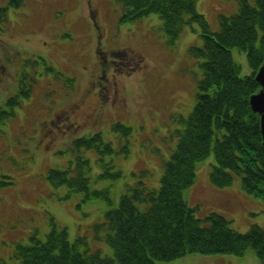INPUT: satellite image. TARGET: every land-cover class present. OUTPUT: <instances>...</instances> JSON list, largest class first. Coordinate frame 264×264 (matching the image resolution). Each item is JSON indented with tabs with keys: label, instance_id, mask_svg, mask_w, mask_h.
Here are the masks:
<instances>
[{
	"label": "rangeland",
	"instance_id": "obj_1",
	"mask_svg": "<svg viewBox=\"0 0 264 264\" xmlns=\"http://www.w3.org/2000/svg\"><path fill=\"white\" fill-rule=\"evenodd\" d=\"M6 2L0 0V5ZM23 3L21 7L7 9L6 21L0 28V41L3 38L8 45V49L0 51L3 68L0 107L9 108L5 101L17 94L15 77L19 79L23 71L26 75L21 82L28 94L17 97L20 101L14 106L15 116L0 126V244L11 255L18 243L28 241L27 234L34 228L43 238L50 229L51 216L58 226L67 228L71 240L78 234L89 237L92 224L103 219L106 206H116L125 185L132 186L130 183L140 179L147 186L158 188L162 160L169 154V149H163L167 148L164 143L170 132V138L176 136L173 131L181 117L186 118L194 107L196 81L202 76L199 65L203 59L189 50L204 43L202 26L196 22L186 23L175 39L164 32L158 14L120 22L118 0H24ZM196 10L205 17L208 30L218 31L220 15L234 14L238 3L197 0ZM26 17L29 19L25 20ZM94 22L100 27L101 50L116 52L110 58L116 63L112 72H119L117 80L123 96L116 102L117 107L109 105L108 97L100 104L105 106L102 110L96 98L85 92L97 61ZM231 53L240 66V74H250L246 51L232 47ZM41 58L61 72L63 80L65 76L74 77L70 84L74 88L63 87L62 81L46 70L42 62L31 65L30 59ZM116 67L119 71H115ZM55 113L67 114L70 121L81 124L75 131L66 129L64 121L58 124L50 121ZM115 123L133 129L127 154L120 151L124 134L120 128H112ZM94 131H100L105 140L112 142L116 152L106 156L112 157L115 167L122 172L110 186L109 205L103 201L86 204L81 202V194L75 192L67 198L68 193L64 194L62 187L48 185L45 175L48 168L64 166L73 158L75 151L70 146L74 138ZM83 153L90 157L97 171L100 167L95 161L97 152L88 149ZM213 160L211 152L197 163L195 183L185 190L187 203L195 208L196 215L204 217L217 212L239 232L254 224L264 227V200L245 192L239 176L229 186L213 185L209 179ZM8 177L15 179L13 184L3 183ZM107 182L105 179L91 186L101 187ZM89 243L104 255L113 254L104 240L95 242L90 236ZM14 259H8V264H16L18 260ZM155 263L262 264L252 248L240 255L191 253Z\"/></svg>",
	"mask_w": 264,
	"mask_h": 264
},
{
	"label": "trees",
	"instance_id": "obj_2",
	"mask_svg": "<svg viewBox=\"0 0 264 264\" xmlns=\"http://www.w3.org/2000/svg\"><path fill=\"white\" fill-rule=\"evenodd\" d=\"M23 1L7 0L0 5V28L6 21L7 9L21 7ZM236 1L238 11L231 16L220 15L219 30L211 32L196 10L197 0H118L120 22L158 14L170 38L177 37L186 23L196 22L202 26L203 46L190 48L194 56L203 59L199 65L202 76L196 81V102L187 117H181L179 126L173 127L176 136L170 138V132L164 143L167 148L163 149H169V154L162 160L159 186L152 188L140 179L130 183L132 186L125 185L116 206H106L103 219L92 224L90 236L95 242L104 240L112 248V255L94 249L88 234H78L71 240L67 228L58 226L51 216L50 229L45 236L40 238L38 229L34 228L27 234L26 243L16 245L13 256L0 244V264H8V259L13 257L18 260L14 259L16 264H156L157 260L172 261L191 253L240 255L247 248H252L264 264V227L254 224L239 232L217 212L197 216L195 208L185 198V190L195 183L197 163L212 152L214 160L209 179L213 185L229 186L235 176H239L245 192L264 200V146L259 115L249 105V96L259 85L253 75L240 74V66L230 50L238 47L246 51L252 70L264 62V0ZM6 49L8 45L2 38L0 51ZM30 62L33 66L42 62L46 70H51L54 77L62 81L63 87L71 84L69 76L63 80V74L46 64L43 58L30 59ZM2 71L0 66V78ZM21 74L23 78L26 72ZM21 95H28L25 85L6 99L8 109L0 107V126L15 116L14 106ZM64 116L55 113L48 121L51 119L55 124L64 121V128L77 130L81 123H69ZM98 116L100 119L102 114ZM123 124L115 123L112 128H120L124 134L120 151L127 154L133 129ZM72 147L75 154L66 165L46 171L48 185L62 187L64 194L68 193L67 198L70 193H80L81 202L86 204L93 201L111 204L110 186L122 176L114 159L106 156L116 152L112 142L105 140L100 131H94L74 138ZM88 149L97 152L95 161L100 166L97 171L90 157L83 153ZM7 179L4 184H13L15 180ZM105 179L109 181L105 186H91Z\"/></svg>",
	"mask_w": 264,
	"mask_h": 264
},
{
	"label": "flooded vegetation",
	"instance_id": "obj_3",
	"mask_svg": "<svg viewBox=\"0 0 264 264\" xmlns=\"http://www.w3.org/2000/svg\"><path fill=\"white\" fill-rule=\"evenodd\" d=\"M93 28H97L98 31V38H96L95 43L96 47L94 48V51L97 54V61L95 62L92 73L90 74L88 87L85 89V92L91 94L96 98L101 110L105 106H102L100 104L107 100L108 97H110L109 105L117 107L119 106V104H116V102L119 101V97H123L120 94V86L117 80V75H119V72H117L116 74L112 72V65H116V63L106 58V53L111 54L112 50H101L102 47L99 45L101 44V41L99 40V38L101 37L99 27L96 23H94ZM84 57H86V55H84ZM115 71H119V68L116 67ZM73 107L74 106H72L71 109H73ZM63 118L65 119V121L70 120L67 114ZM69 123H71V121H69ZM66 127H68V124Z\"/></svg>",
	"mask_w": 264,
	"mask_h": 264
},
{
	"label": "water",
	"instance_id": "obj_4",
	"mask_svg": "<svg viewBox=\"0 0 264 264\" xmlns=\"http://www.w3.org/2000/svg\"><path fill=\"white\" fill-rule=\"evenodd\" d=\"M255 80L260 88L249 97V105L251 110L259 115L260 133L264 146V63L256 72Z\"/></svg>",
	"mask_w": 264,
	"mask_h": 264
}]
</instances>
